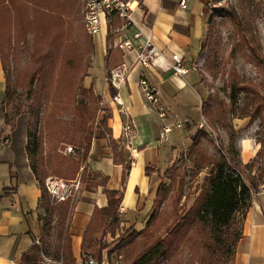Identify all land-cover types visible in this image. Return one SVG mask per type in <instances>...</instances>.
<instances>
[{"label":"rangeland","instance_id":"rangeland-1","mask_svg":"<svg viewBox=\"0 0 264 264\" xmlns=\"http://www.w3.org/2000/svg\"><path fill=\"white\" fill-rule=\"evenodd\" d=\"M21 13L19 35H16L17 40L12 44L8 43L5 27H1L5 15L0 10V35L4 46L3 50L0 49V61L2 64L3 58L6 60L7 66L3 71L6 84L9 85L1 101V111L4 116L7 113L9 118L6 122L7 132L0 133V142L7 137L22 140L31 168L27 144L29 135L35 133L40 139L36 165L46 187L50 179L71 182L82 178V182H90L89 169L82 176V167L75 172L78 167L76 169L72 166L74 162L85 165L87 160L83 161L84 147H76L65 140L80 128L82 133L76 134L78 138L88 131L99 136L104 117L107 120V126H104L106 131L109 128L110 113L104 107L100 95L85 84L89 71L87 61H92L95 43L84 24V0H70L68 10L62 17L61 34L58 37L55 35L58 20L41 13L36 14L31 7L28 15L26 10ZM204 13L205 34L201 47L188 65L191 71L199 74L203 84V117L198 123L181 122L180 126L173 125V130L178 128L179 132L176 141H171L173 154L162 167L160 176L167 191L155 204L147 223L152 225L153 240L165 237L178 217L185 216L197 204L203 191L210 189L205 178L211 172L212 165L201 172L197 169L195 154L190 153L194 137L200 135L199 147L213 158H218L220 152L228 155L227 148L231 144L230 137L234 129L235 156L248 163L256 158L261 147L259 139L264 135L260 115L252 119L240 114L241 110L255 109L254 105H248L247 97H264V0L251 3L242 0H207ZM24 32L25 35L22 34ZM43 48L57 53V66L53 71L51 68L47 70L40 81L44 88L37 87V94H32V99L28 93V80L39 70L37 59H40ZM234 80L250 86L252 92L248 96L246 91H241L232 112L224 120L217 114L219 110L216 100H224L226 108L230 107V88L227 85ZM45 89L57 93L58 98L49 102L39 100ZM88 89H92L94 95L85 92ZM19 107L21 113L15 116ZM171 167L176 168L175 171L181 174L183 180L181 177H163ZM260 169H264V161L256 163L253 171L243 173L246 182L250 183L252 177L263 182ZM260 193H264V183L253 193V198ZM128 229L133 230L121 226L115 236L109 233L106 235L108 247L103 251L104 264H126L135 251L143 247L144 235L141 234L134 242L117 249L118 245L123 244L119 242V237L124 236ZM56 235L55 229L50 239L52 252L55 251ZM205 259L204 252L192 254L185 245L178 256L179 261L173 260L172 264H211ZM45 260L47 264H61L53 258L45 257ZM83 260L85 262V258ZM161 264H167V261L163 260ZM261 264H264V259Z\"/></svg>","mask_w":264,"mask_h":264},{"label":"crops","instance_id":"crops-1","mask_svg":"<svg viewBox=\"0 0 264 264\" xmlns=\"http://www.w3.org/2000/svg\"><path fill=\"white\" fill-rule=\"evenodd\" d=\"M124 1H129L133 8V22L124 30V36L135 45H141L145 42V34H150L161 53L154 66L143 68L135 64V53H125L113 46V36L108 34L106 25L102 35L92 37L95 49L85 84L100 95L110 113L108 127L118 150L116 154L113 152L109 138L97 136L92 141L85 164L91 179L100 181L106 178L107 184L93 187L90 182L81 181L80 189L72 198L70 233L77 264H85L81 244L95 208L108 205L104 188L124 191L119 209L121 226L141 231L155 208L160 184L158 171L171 158V141H176L179 132L174 128L169 141L161 142L162 124L198 123L203 117V84L199 74L191 71L188 65L200 50L205 34L207 0H188L185 8L180 6V0ZM116 22L120 24L122 21ZM138 32L143 34L135 37ZM175 54L184 57L187 73L179 75L171 68ZM124 63L132 70L119 90L124 103L120 106L113 101V87L105 78ZM142 72L160 90L162 101L168 108L165 121L149 112L144 102L140 87ZM6 85L0 61V133L7 132L1 111ZM127 122L133 123L134 131L130 134L124 131ZM115 155L119 161H115ZM121 155L125 163L121 161ZM127 163L130 165L128 170ZM149 167L155 169L150 175L146 172ZM41 196L39 182L28 164L24 142L7 137L0 142V264H21L22 255L33 239L39 241L44 215ZM243 234L234 264H261L264 259V193L252 199Z\"/></svg>","mask_w":264,"mask_h":264},{"label":"trees","instance_id":"trees-1","mask_svg":"<svg viewBox=\"0 0 264 264\" xmlns=\"http://www.w3.org/2000/svg\"><path fill=\"white\" fill-rule=\"evenodd\" d=\"M243 2L251 3L254 0H242ZM70 0H0V10L4 17V23L1 27H5V35L8 38V43L14 44L17 40L16 35H19L18 29L21 27L22 10H26L29 14V8L31 7L36 14H43L46 17H52L59 21L55 31L56 37L61 34L62 17L66 14ZM35 14V15H36ZM25 35V32L22 33ZM88 36V34L86 33ZM2 44V45H1ZM0 49L3 50L2 35H0ZM58 55L49 48H43L40 59H37L39 64V70L34 73L28 80V93L30 97L32 94L36 96L38 89L44 88L40 81L47 73V70L53 71L57 66ZM47 60L50 65L46 64ZM88 68L90 67L91 60L87 61ZM3 69L7 66L6 60L2 61ZM88 75V73L86 74ZM40 76V77H39ZM39 77V80H38ZM52 77V75H51ZM227 87L230 88L229 100L230 107L226 108V101L216 100L218 108V116L221 119L227 120V114L232 112L233 107L237 103L238 95L241 91H246L248 96L252 92L251 87L244 85L238 80L232 81ZM9 85L7 84L6 92ZM113 94L116 93V89H112ZM89 94L94 95L92 89H88ZM32 98V97H31ZM57 93H51L49 89H45L43 96L40 95L39 100L45 99L50 101L57 99ZM248 105H254L253 111L241 110L240 114L252 119L257 116L262 118V128L264 133V97L255 98L247 97ZM34 99V96L33 98ZM21 113L19 107L15 111V116ZM217 114H213L218 117ZM8 114L5 113L4 121L8 122ZM103 127L100 133V137L109 138V142L116 154L118 150L117 142L112 138L110 128L107 129V120L104 117L101 121ZM105 128V130H104ZM82 133V129L73 131L67 142L73 144L76 147H84L85 153L83 155V161L88 159V155L91 150V145L94 136L93 131H88L85 135L77 137L76 134ZM234 134L235 130L232 129L230 142L231 144L227 148L228 155L223 152L219 153L218 158H213L207 154L202 148L199 147L200 135L194 137V142L190 147V153L195 154V164L199 172L203 171L206 167L212 165L211 172L207 174L205 182L209 185V190H204L199 197L197 204L192 207L189 212L183 216L178 217L173 228L168 230V233L163 238H157L153 240V231L151 226L147 225L143 231H137L135 229H128L124 236H120L118 240L123 244L118 245L121 248L124 244H130L135 241L139 235H144L143 247L137 249L135 254L126 264H161L163 260L167 261V264H172L175 260L178 262V256L183 246H188L192 254L194 252H204L205 258L209 260L211 264H234L235 255L240 240L243 238V226L244 221L252 205L253 193L257 191L261 184L264 183V169H260V177L263 178V182H259L255 177H252L251 182L247 183L243 177V173L247 171H253L256 163L264 161V135L259 139L261 144L260 149L256 153V158L248 163H244L235 156L234 147ZM40 147V139L36 134H30L27 144V153L31 160V168L36 176L37 181L42 192L41 196V208L44 211L42 216V235L39 241L34 238L32 245L23 253L21 264H47L45 257L53 258L54 260L61 262V264H77L76 257L73 253L72 236L70 233V218L72 198L67 199L65 202H56L52 200L51 195L45 185L44 180L41 177L40 169L36 165V156ZM115 161H119L116 159ZM121 161L125 163L122 155ZM72 166H75L77 172L81 167L82 176L86 174L88 165H82L80 162H74ZM128 170L130 165L125 164ZM176 168L171 167L164 173L163 177L168 179H174V177H181V174L175 171ZM161 169H159V177L161 176ZM148 175L155 172V169L149 167L146 169ZM126 175L123 176L125 181ZM82 179V178H81ZM183 180V178L181 177ZM90 183L93 187L106 186L107 179L96 181L90 179ZM167 191V187L160 181V184L156 191L155 204L159 199H162ZM104 193L108 198V205L106 207H96L90 223L88 224L81 244V250L85 258V262L88 263V258L93 257L99 264L104 263V249L108 247V243L105 240L106 235L109 233L115 236L121 229L122 220L120 217L119 209L124 197L123 190H109L104 188ZM180 218V219H179ZM57 222L54 225V222ZM133 228V227H130ZM56 229V242L55 251H50L51 243L50 239L53 236V231ZM130 230V231H129ZM128 259V257H126ZM207 259H205L207 261Z\"/></svg>","mask_w":264,"mask_h":264},{"label":"built area","instance_id":"built-area-1","mask_svg":"<svg viewBox=\"0 0 264 264\" xmlns=\"http://www.w3.org/2000/svg\"><path fill=\"white\" fill-rule=\"evenodd\" d=\"M180 6L187 7L188 0H180ZM133 8L129 1L124 0H90L89 15L93 19L94 33L93 36H100L104 33L107 27L108 34L113 36V46L120 49L125 53L133 52L136 55L135 64L143 67L150 68L155 65L157 58L160 56V51L152 42V36L145 34V42L141 45H135L133 41L124 36V30L129 27L132 20ZM121 20L118 24L116 21ZM143 33L138 32L135 37L141 36ZM184 57L175 54L173 55V61L171 68L176 74H185L188 69L183 63ZM132 68L126 63L120 65L115 70L106 75L105 80L116 89V93L112 99L114 102L123 106L124 103L120 96V88L127 81L129 73ZM140 87L144 97V102L147 105L149 112L157 115V118L161 121H165L167 118L168 108L164 105L160 90L153 85L145 74L142 72L140 77ZM123 111V107H121ZM178 126L181 123L177 124ZM173 130V125L170 123H163L160 130L161 142H166L170 133ZM124 131L130 134L134 131L133 123L127 122L124 127ZM81 187V178L73 180L71 182L65 180H53L50 179L47 182V189L56 202H65L67 199L72 198L75 193ZM88 264H99L93 257L88 258Z\"/></svg>","mask_w":264,"mask_h":264},{"label":"bare ground","instance_id":"bare-ground-1","mask_svg":"<svg viewBox=\"0 0 264 264\" xmlns=\"http://www.w3.org/2000/svg\"><path fill=\"white\" fill-rule=\"evenodd\" d=\"M90 11V0H84V24L86 27V31L93 36L92 33H94V24H93V19L89 15Z\"/></svg>","mask_w":264,"mask_h":264}]
</instances>
